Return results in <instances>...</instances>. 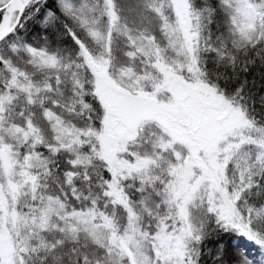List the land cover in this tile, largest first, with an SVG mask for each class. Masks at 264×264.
<instances>
[{"label": "snow or ice", "instance_id": "snow-or-ice-1", "mask_svg": "<svg viewBox=\"0 0 264 264\" xmlns=\"http://www.w3.org/2000/svg\"><path fill=\"white\" fill-rule=\"evenodd\" d=\"M0 264H264V0H0Z\"/></svg>", "mask_w": 264, "mask_h": 264}]
</instances>
